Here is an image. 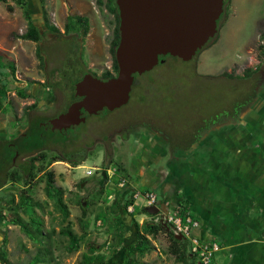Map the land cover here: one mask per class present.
Listing matches in <instances>:
<instances>
[{"label": "rangeland", "instance_id": "obj_1", "mask_svg": "<svg viewBox=\"0 0 264 264\" xmlns=\"http://www.w3.org/2000/svg\"><path fill=\"white\" fill-rule=\"evenodd\" d=\"M25 1L40 30L39 42L21 37L26 30L22 8L9 0L14 7L9 11L6 3L0 2V59L6 67L11 63L15 68L13 74L6 70L4 79L10 89L0 110V141L11 144L6 147L8 157H12L7 170L16 168L25 175L30 157L40 152L28 149L41 140L37 127L43 133L41 138L45 136L40 147L43 151L60 155L77 151L73 156L84 160L76 166L54 161L45 170L36 171L27 185L9 178L7 170L0 172V207L5 216V220L0 219V249L4 248L12 264H78L84 254L104 256L103 264H124V247L136 237L135 222H153L154 215L141 197L133 196L129 209L122 205V194L131 186H117L121 173L116 163L125 165L128 151L133 149L134 131L146 123L172 134L178 142L183 140L180 135L192 136L202 123L204 128L232 113L234 105L254 87L257 95L264 97V0H226L217 34L191 60L165 55L163 62L135 75L137 83L126 104L88 115L85 122L62 134L42 128L36 121L41 116H54L75 100L71 85L84 72L101 76L112 71L110 41L116 19L105 0ZM66 15L88 18L89 30L80 47L64 33ZM38 45L41 61L36 55ZM30 126H35L33 132L28 130ZM165 159L162 162L168 169ZM114 167L116 174L108 178L107 169ZM88 169L92 172L86 175ZM48 171L53 172L54 185L61 189L66 217L45 192ZM22 191L38 203L33 210L42 222L41 235L29 236L19 224L9 221L19 218L30 224V208L10 209L12 204L6 203L11 197L17 202ZM138 191L143 194L146 190ZM216 191L213 193L219 196ZM80 201L86 207L84 218ZM66 225L78 236L76 248L60 233ZM148 237L151 249L136 255L139 264H182L170 253L165 232ZM246 260L254 262L251 256ZM0 264L4 263L0 260Z\"/></svg>", "mask_w": 264, "mask_h": 264}, {"label": "crops", "instance_id": "obj_2", "mask_svg": "<svg viewBox=\"0 0 264 264\" xmlns=\"http://www.w3.org/2000/svg\"><path fill=\"white\" fill-rule=\"evenodd\" d=\"M257 91L238 117L233 111L202 123L182 141L146 123L134 131L125 161L136 199L143 195L138 189H150L162 208L188 201L200 224L195 233L220 245L213 264H250L249 256L251 264H264V97Z\"/></svg>", "mask_w": 264, "mask_h": 264}, {"label": "water", "instance_id": "obj_3", "mask_svg": "<svg viewBox=\"0 0 264 264\" xmlns=\"http://www.w3.org/2000/svg\"><path fill=\"white\" fill-rule=\"evenodd\" d=\"M119 15V42L115 49L117 72L101 79L87 72L74 84L81 97L51 118L52 130H65L85 122L87 115L126 104L135 74L152 69L160 55L189 61L217 33L223 0H115ZM162 61V60H160ZM162 207L153 206L155 214ZM181 238L180 236H176Z\"/></svg>", "mask_w": 264, "mask_h": 264}, {"label": "trees", "instance_id": "obj_4", "mask_svg": "<svg viewBox=\"0 0 264 264\" xmlns=\"http://www.w3.org/2000/svg\"><path fill=\"white\" fill-rule=\"evenodd\" d=\"M12 1H14L16 5L22 8L23 17L26 20V30L21 35V37L23 39H28L34 42H39L41 40L40 30L33 21L32 15L27 7L26 1L25 0H12ZM40 1L41 3H43L44 0H40ZM0 2L6 3L7 10L9 11L13 10L14 7L12 4H9V0H0ZM99 2H101V0H99ZM225 4H226V0H223V7ZM105 6L114 14L115 19H116V26L114 28L113 36L110 41V51L112 53V59H113L112 71L106 70L102 73L101 76H97L91 73L94 76H97L101 79H107V78L114 76V73L116 74L117 69H118L116 59H115V49L119 42L118 7L116 5L115 0H105ZM218 27H219V19L217 20V29ZM48 28L56 31V28L54 26H49ZM63 29L66 35H70L71 38L76 39L78 41V46L80 47L81 46L80 42L82 38L87 34L89 30L88 18L83 15H66L64 18ZM262 36L264 38V34H262ZM212 39H210L203 47H205ZM200 50H198L196 54ZM36 55L40 61L43 60V56H42L39 45L36 48ZM160 57H163V56L160 55ZM6 70H9L10 73L13 74L15 70L14 65L10 63V64H7V67H6L5 64H3L0 59V110L4 106V101L7 98V92L10 89L8 81L4 79L5 75H7L8 73ZM84 73H87V71ZM246 74H248V70L246 71ZM80 78L81 77H79L72 83L71 88L73 90H74L75 82L78 81ZM47 85H49V83H47ZM254 97L255 96H254V88H253L250 90V92L247 95H245L244 99L242 98L243 99L242 101L234 105L233 111H234L235 117L239 116L240 112L252 102V99ZM76 98L77 97L75 96L73 92V99H76ZM221 119H222L221 117L216 118L212 122L208 123L207 126H211L217 122H221L222 121ZM34 127H32L33 129L32 132L34 131ZM36 129H39V128L37 127ZM55 131L61 134L64 132V130H61V131L55 130ZM36 134L38 137H40L42 142L40 140L38 143H36L34 147H31L28 149H34L40 152L30 157V164L24 176L21 175L19 170H17L16 168L10 171L7 170L9 165H11L12 157H8L6 147L11 144L10 142L0 141V172L1 171L5 172L7 170L6 175L9 178L13 179L14 181L21 180L24 185H27L28 183H30L29 180L35 177L36 171L45 170L46 167H48L54 161L63 160V161L70 162L73 166H76L84 160L83 157L78 158V157L73 156V154H75V152L77 151H73V152H69V153H65L61 155L55 152L48 154L47 152L43 151L42 148H40L42 146V143L45 137L41 138V136L37 132ZM27 135L28 134H25L21 137H25ZM36 162H37V165H36ZM116 165H117L116 166L117 170L120 171L121 174H123L128 179L129 175L125 167L121 163H116ZM45 179L46 180H45L44 187H45L46 194L52 198L56 208L63 214L64 217H66L68 215L66 204L63 201L61 189L57 188L54 185L53 172L52 171L45 172ZM98 191H99L98 193L101 194L103 192V186H100ZM124 191L125 192H123L120 201L123 206L127 207V205L133 203L132 198L134 195V189L129 187L125 189ZM6 203L12 204L10 209H14L15 207L20 208V209H25L26 207L30 208L31 209L30 210V217H31L30 224L29 222H25L19 218L11 219L9 221H11L14 224H19L22 230L29 236L32 235V233L36 235L42 234L41 233V223L42 222L40 221L39 217L36 215V213L33 210L34 206L38 205V203L36 201H33L29 194H27L25 191H22L18 196L17 202H15V199L11 197L6 201ZM0 204H1V198H0ZM80 205H81V215L84 218L86 216V207L82 205L81 201H80ZM179 206L180 208H178V210L182 214L186 210L189 209L188 201L185 198H182ZM0 219L5 220V216L2 214L1 207H0ZM135 228H136L135 240L131 242L130 244H128L126 247H124V264H139L136 259V255L137 257L141 256L143 253L148 252L151 249L150 239L148 236L156 237L159 231L165 232L167 236L169 237L168 249L177 261L181 262L182 264L187 263V261L189 262V264H197V260L189 252L188 242L185 239L177 238L174 234H172L168 230V228L163 223H153L151 221H146V222H142V224L140 225L137 222H135ZM60 233L63 234L64 236H67L71 247L76 248L78 246V236L75 233H73L72 229L68 225L63 226L60 230ZM37 258L38 257L36 256V259ZM0 260L4 264H12L7 258L4 248L0 249ZM103 263H105L104 256H88L84 254L78 264H103ZM111 264H116V263L113 262Z\"/></svg>", "mask_w": 264, "mask_h": 264}, {"label": "built area", "instance_id": "obj_5", "mask_svg": "<svg viewBox=\"0 0 264 264\" xmlns=\"http://www.w3.org/2000/svg\"><path fill=\"white\" fill-rule=\"evenodd\" d=\"M92 170L88 169L85 174H91ZM116 174V168L107 169V177L111 178ZM128 179L119 176L118 187L124 189L128 186ZM142 198L145 207L158 206L157 195L153 190H146ZM129 205L127 208L129 209ZM178 205L173 210L164 208L153 214V223H163L168 230L175 236H180L188 242L189 252L197 260V264H213L216 253L220 250V245L213 239H203L195 233L199 228V221L193 216L192 212L186 210L183 214L178 210Z\"/></svg>", "mask_w": 264, "mask_h": 264}, {"label": "flooded vegetation", "instance_id": "obj_6", "mask_svg": "<svg viewBox=\"0 0 264 264\" xmlns=\"http://www.w3.org/2000/svg\"><path fill=\"white\" fill-rule=\"evenodd\" d=\"M163 57L165 56V55H162ZM163 57H160L159 56V62H163ZM160 60H162V61H160ZM158 62V63H159ZM137 83V81H136V79H135V76H134V81H133V84H132V88L135 86V84ZM132 88H131V90H132ZM77 98L75 99V100H79L81 97H78V96H76ZM75 100H73V101H75ZM72 101V102H73ZM71 102V103H72ZM70 105V104H69ZM68 105V106H69ZM68 106L65 108V109H63V110H60L59 112H57L54 116H52V117H49V116H46V119H45V117H40V118H38V120L36 121V123L38 124V126H41L42 128H43V126L44 127H46V128H50L51 129V125H50V123H49V120L51 119V118H53V117H55V116H57V115H59L60 113H62V112H64V111H66L67 110V108H68ZM46 108L48 107V106H45ZM234 114H232V116H233ZM81 116H85V117H87L88 115L86 114V112L82 109L81 110ZM45 119V120H44ZM31 129V130H30ZM28 130H30V132H32V127L30 126V127H28ZM30 132L29 133H26V134H30ZM38 134L40 135V136H42L43 135V133H42V131L40 130V128H39V132H38ZM24 135V134H23ZM23 135H21V136H23ZM20 136V137H21ZM20 137H18V139L20 138ZM45 137V136H44Z\"/></svg>", "mask_w": 264, "mask_h": 264}]
</instances>
